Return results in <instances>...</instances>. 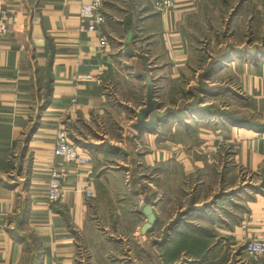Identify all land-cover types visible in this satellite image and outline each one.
Instances as JSON below:
<instances>
[{"label":"crops","instance_id":"crops-1","mask_svg":"<svg viewBox=\"0 0 264 264\" xmlns=\"http://www.w3.org/2000/svg\"><path fill=\"white\" fill-rule=\"evenodd\" d=\"M81 1L2 0L0 264H81L80 252L86 264H262L243 249L264 240V0H102L93 32ZM147 78L169 115L136 133ZM195 104L219 111L185 110ZM60 128L89 159L90 200L86 167L53 155ZM51 168L68 173L54 204ZM140 181L156 216L145 235ZM180 237L201 247L186 254Z\"/></svg>","mask_w":264,"mask_h":264},{"label":"built area","instance_id":"built-area-1","mask_svg":"<svg viewBox=\"0 0 264 264\" xmlns=\"http://www.w3.org/2000/svg\"><path fill=\"white\" fill-rule=\"evenodd\" d=\"M172 3V0H164L160 4V10L166 9ZM7 11L4 8L2 0H0V37L7 34ZM79 16L87 21V30L96 31L104 25L105 16L102 9V0H82L79 6ZM53 155L59 160L58 165L70 164L74 166H85V178L80 186V193L86 200L92 199L94 172L88 167L89 159L85 154L77 151L74 144L69 141L67 131L60 128L56 131L53 140ZM68 173L60 168H51L47 180L46 201L48 204L59 202L62 197V184L66 181ZM148 187L147 181L136 183V190L142 193L137 208L141 209L144 203L143 192ZM245 255L252 261L264 264V240L249 241L243 249ZM80 263L86 264L84 252H80Z\"/></svg>","mask_w":264,"mask_h":264},{"label":"water","instance_id":"water-1","mask_svg":"<svg viewBox=\"0 0 264 264\" xmlns=\"http://www.w3.org/2000/svg\"><path fill=\"white\" fill-rule=\"evenodd\" d=\"M131 40V34H127L126 43ZM126 53L131 54L130 50L127 48ZM147 85V93H146V101L145 106L138 112L136 115V121L132 126V130L136 133L141 131H148L151 132L155 129L156 125L159 123L160 120L166 118L169 114L168 113H157L156 108L153 102V90L151 86V81L147 78L146 81ZM145 206L142 208L140 212L145 216L146 223H144L140 229V233L142 235L148 234L152 232L155 224H156V216L152 211V205L150 202V198H144Z\"/></svg>","mask_w":264,"mask_h":264},{"label":"trees","instance_id":"trees-1","mask_svg":"<svg viewBox=\"0 0 264 264\" xmlns=\"http://www.w3.org/2000/svg\"><path fill=\"white\" fill-rule=\"evenodd\" d=\"M134 19H135V17L133 18V14H132V13H130V14L125 18V22H124V24H125V28H126V30L132 32V31H134V30L136 29V22H135ZM47 95H48V94H47ZM48 101H49V95H48V97L45 98V100H44V102H43V106H42V108L45 107V106L48 104ZM192 108H193V110H195L196 112H200L201 114H202V112H207V111H210V110H211V108H209V107L199 108V107L196 106V104L193 105L192 107H190V106L185 107V110H187V109H192ZM177 113L180 114L179 112H177ZM237 122H238V124H246V123H244V121H242V120H240V119H238ZM253 125H254V124H253ZM263 129H264V126H263ZM190 210H191V209L186 210L185 212L179 214V215L175 218V220L172 222V225H174V226L177 225L178 221L181 219V218H179V217H181V216L187 214ZM186 240H187L186 237H180V241L177 242V244H176V248H177L178 250H179V249H184V253H186V254H189V253H190V254H193V251H196L198 248L201 247V244H202V243L199 242V241H196V240H190V241L186 242ZM194 253H195V252H194Z\"/></svg>","mask_w":264,"mask_h":264},{"label":"rangeland","instance_id":"rangeland-1","mask_svg":"<svg viewBox=\"0 0 264 264\" xmlns=\"http://www.w3.org/2000/svg\"><path fill=\"white\" fill-rule=\"evenodd\" d=\"M199 46L200 47H202V48H205V45H203L202 44V42H200L199 43ZM206 49V48H205ZM206 51H208L209 52V50H203V52H206ZM202 55L204 56V58L206 57V55L204 54V53H202ZM230 62L228 61V64H229ZM195 67H197V66H195ZM199 67V69H203L204 68V66H203V62H201V64L198 66ZM206 66H205V70H206ZM228 69V68H227ZM226 69V71H224V77L222 78V80H220L221 81V83H223V86H228V87H231V88H234V81H231V78L229 77L230 76V74H231V72L229 71V70H227ZM203 74V73H202ZM200 85V84H199ZM201 87V86H200ZM200 87H198V89L200 88ZM230 98V97H229ZM228 102V101H227ZM205 107H209V108H211V110L210 111H207L208 113H210V114H214V113H216V111H219V107H218V104H216V105H210V106H205ZM218 107V108H217ZM226 112L228 113V114H232L234 111L232 110V109H226ZM206 112H202V115L203 114H205ZM233 115V114H232ZM203 118H204V116H203ZM141 150V149H140ZM148 248H150L149 246H147ZM229 264H234L233 262H231V263H229Z\"/></svg>","mask_w":264,"mask_h":264}]
</instances>
